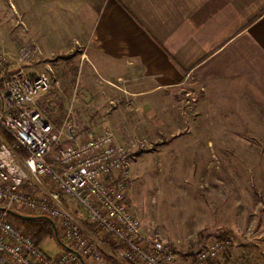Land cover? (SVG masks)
Returning a JSON list of instances; mask_svg holds the SVG:
<instances>
[{"label":"rangeland","instance_id":"1","mask_svg":"<svg viewBox=\"0 0 264 264\" xmlns=\"http://www.w3.org/2000/svg\"><path fill=\"white\" fill-rule=\"evenodd\" d=\"M6 15L0 18V46L15 58L20 48L34 46L23 39L26 29L20 18ZM27 34L31 37L33 31ZM36 44L43 48L34 49L31 59L20 65L12 60L9 68L50 74V103L43 108L59 127L91 134L105 125L112 128L131 157L128 200L147 242L169 244L179 253V264H190L201 248L228 230L234 236L230 245L207 264H264V160L257 159L258 146L227 145L225 138H213L214 132L215 144H210L206 124L196 121L191 95L181 97L180 105L158 103L148 109L142 106L146 98H121L123 83L104 81L84 63L79 46L64 49L62 42L50 49L56 45L53 40ZM73 209L88 222L80 207ZM16 211L23 214L21 208ZM109 247L103 241L105 254ZM42 248L54 255L63 246L55 238L44 241ZM192 248L193 254H181ZM86 262L109 264L105 259Z\"/></svg>","mask_w":264,"mask_h":264},{"label":"crops","instance_id":"2","mask_svg":"<svg viewBox=\"0 0 264 264\" xmlns=\"http://www.w3.org/2000/svg\"><path fill=\"white\" fill-rule=\"evenodd\" d=\"M6 14L34 49L79 46L104 81L123 83L121 98L149 109L191 95L210 144L258 146L264 160V0H0Z\"/></svg>","mask_w":264,"mask_h":264},{"label":"built area","instance_id":"3","mask_svg":"<svg viewBox=\"0 0 264 264\" xmlns=\"http://www.w3.org/2000/svg\"><path fill=\"white\" fill-rule=\"evenodd\" d=\"M33 53L34 48L24 46L12 58L0 46V264L102 262L103 241L74 206L119 246L115 253L109 248L119 264H179L172 246L144 239L128 200L131 157L112 128L105 125L91 134L59 127L43 108L50 103V74L9 68L12 60L20 65ZM19 208L21 215L52 220L63 249L47 253L12 221L9 215ZM229 244L227 239L212 241L190 264L216 260Z\"/></svg>","mask_w":264,"mask_h":264},{"label":"trees","instance_id":"4","mask_svg":"<svg viewBox=\"0 0 264 264\" xmlns=\"http://www.w3.org/2000/svg\"><path fill=\"white\" fill-rule=\"evenodd\" d=\"M9 218L15 223H17L18 225H20L30 236H32L36 240V242L39 245H42L43 242L46 241L47 239L56 238V233H55L53 224L47 218L40 217V216H32L31 218H28V217H23L19 214H10ZM84 223L89 229H91L95 233H99V228L97 227V225L91 224L87 221H85ZM233 237L234 236L231 231L225 230L221 234H219L218 239H227L229 240V242H231ZM103 241H105L110 246L109 248L111 249L112 252L115 253L119 249V246H117L115 243L111 241L110 236H104ZM199 242H201V240ZM194 251H195V248H192L188 252L181 253V254L183 256H187V255L193 254ZM104 259L109 264H119L118 262L114 260V258L110 254L104 253Z\"/></svg>","mask_w":264,"mask_h":264},{"label":"water","instance_id":"5","mask_svg":"<svg viewBox=\"0 0 264 264\" xmlns=\"http://www.w3.org/2000/svg\"><path fill=\"white\" fill-rule=\"evenodd\" d=\"M11 214H18V213H15V212H11ZM19 215H21V214H19ZM21 216H23V217H28V218H31L32 216H29V215H21ZM50 220V219H49ZM51 222H52V224H53V227H54V230H55V233H56V238L59 240V235H58V230H57V226H56V224L52 221V220H50Z\"/></svg>","mask_w":264,"mask_h":264}]
</instances>
